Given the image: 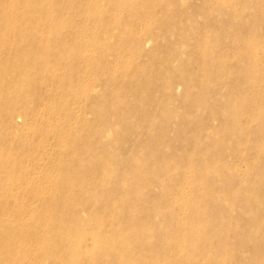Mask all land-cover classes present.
<instances>
[{
	"label": "rangeland",
	"instance_id": "rangeland-1",
	"mask_svg": "<svg viewBox=\"0 0 264 264\" xmlns=\"http://www.w3.org/2000/svg\"><path fill=\"white\" fill-rule=\"evenodd\" d=\"M11 1L13 13L0 10V25L17 21L0 35L3 264H264V228L252 226L264 193L249 186L264 178V0H39L32 13ZM123 100L138 113L123 114ZM94 124L133 128L118 184L114 165L93 172L115 143Z\"/></svg>",
	"mask_w": 264,
	"mask_h": 264
},
{
	"label": "bare ground",
	"instance_id": "bare-ground-1",
	"mask_svg": "<svg viewBox=\"0 0 264 264\" xmlns=\"http://www.w3.org/2000/svg\"><path fill=\"white\" fill-rule=\"evenodd\" d=\"M39 2V0H26V3H27V5H29L30 6V8L27 10V13L28 12H30V13H32L34 10H37L38 8H39V5L37 4ZM0 10L1 11H3L4 13H7L8 12V14H11V13H13L15 10H14V1H8V3H7V8H0ZM16 16V15H15ZM27 15H25V17H26ZM27 18V17H26ZM13 19V18H12ZM27 20H28V18H27ZM40 21V20H39ZM17 22V21H16ZM16 22H14L13 20H11L10 18L9 19H5V20H3L2 22H1V25H0V35H1V38H2V40H6L7 39V37H8V35L7 34H5L4 32H8V30H9V28H13V27H15V25H16ZM28 21H26V23H27ZM38 22V21H37ZM37 22H36V24H37ZM62 22V21H61ZM38 24H40V23H38ZM22 25V22L19 24V26H21ZM26 24H24L23 25V31L25 32V33H27V35H29L30 36V34L32 33V31H33V28H32V25L31 24H27L26 26H25ZM41 25H42V23H41ZM43 27V26H42ZM10 30H12V29H10ZM115 30V29H114ZM10 32V31H9ZM50 32L48 31V33H47V36H48V34H49ZM52 35V34H51ZM4 36H7V37H4ZM50 36V35H49ZM48 36V37H49ZM56 36V35H55ZM51 37H53V36H51ZM44 38V37H43ZM50 39V38H49ZM33 40V39H32ZM41 40V39H40ZM48 40V38L46 37V40L45 41H47ZM50 41V40H49ZM31 43V42H30ZM146 43V42H145ZM50 48V47H49ZM49 48H48V50L45 48V47H43V48H41L40 50H39V52H41V53H43V55L45 56L46 54H48V55H50V54H53L52 56L53 57H56L58 54L57 53H53V52H50L49 53ZM26 50H23V53L21 54V57L25 60L24 61V63L23 64H25V66H27V67H32V64H33V56L30 54V52L27 50V52H25ZM30 54V55H29ZM39 56L41 57V55H40V53H39ZM56 60H58V58L56 57L55 58ZM154 59H155V61L156 62H158V63H161V62H165V60L164 59H162V57L161 56H159V54H155V57H154ZM8 63H11V61H7ZM6 62V63H7ZM13 65V64H12ZM46 68H47V66H46ZM4 69H5V67H0V72H3L4 71ZM49 69V68H48ZM21 70H23V69H21ZM170 71H164L165 72V74L168 76V78H169V76H170V73H171V69H169ZM25 71V70H24ZM77 72V69H75V70H70L69 71V74H70V76H66V77H64V78H66V79H71V77H73L74 76V74ZM68 74V73H67ZM66 74V75H67ZM72 81V80H71ZM106 83V82H105ZM145 83H148L147 82V80L145 81ZM148 84H150L149 86H151L152 85V82L150 81V83H148ZM172 84H173V82L172 81H169V82H167V84H166V87H165V89H166V91L167 90H169V89H171L172 88ZM71 85H73V84H71ZM52 86V85H51ZM108 87V86H107ZM2 93V92H1ZM5 94H7V93H5ZM1 95V94H0ZM8 95H10V94H8ZM124 102H125V100H123ZM149 102V99H147V103ZM103 103V105L101 104V108H103L104 107V103L105 102H102ZM122 103V102H121ZM120 104V103H119ZM126 104H128L129 105V107H127L126 108ZM147 107H149V105H147ZM119 108H120V110H121V112L123 113V114H125V113H134V114H137L138 113V111H137V108L134 106V105H132V104H129V103H127V102H125V103H123V104H120V106H119ZM95 109L96 110H98L99 109V104H97L96 105V107H95ZM115 111H117V107L115 108ZM146 112V109H144L143 111H142V113H144V114H146V115H148L147 113H145ZM103 113H105L104 112V110L102 111V112H100L99 113V117H102V115H103ZM106 114H108V113H106ZM6 117V116H5ZM17 117H20V116H17ZM6 119H8V118H6ZM37 120V119H36ZM111 123V122H110ZM50 126V125H49ZM93 131H96V134L94 135V136H97V139H98V141L99 142H107L111 137H113L114 138V141L113 142H115L114 144H113V147H112V150L111 149H109L108 150V147L107 148H102V149H100V152L95 156V168H94V170H93V172L94 173H101L102 172V170L103 169H105L104 168V166L107 164V165H109V166H112V165H114V166H116V167H118V168H116L117 169V171H116V173H113V174H111L112 176H110V177H112V179H114V183H116V184H118L119 183V180H121V181H123V179H124V174H125V171L124 170H122L121 169V166L123 165V161H120V159H118L117 158V155L119 154V152L120 151H123L124 150V148H123V146H125L126 144H127V142L130 140L129 139V134L133 131V128H128L129 130H128V133L126 134V132L125 133H120V132H110V131H107V130H103V131H101L102 133H100V127L97 125V124H94L93 125ZM118 128V127H117ZM119 129V128H118ZM14 130V129H13ZM109 130V129H108ZM52 134V133H51ZM43 135H44V133H43ZM25 138V137H24ZM115 138H116V141H115ZM90 140V139H89ZM91 141V140H90ZM24 142V141H23ZM50 142H53V140H51ZM98 142V143H99ZM69 144V143H68ZM70 144H72V143H70ZM84 144V143H83ZM82 144V145H83ZM87 145H89V144H87ZM110 145V144H109ZM99 146V145H98ZM110 146H112V145H110ZM22 147V146H21ZM24 147V146H23ZM71 147H72V145H71ZM49 148V147H48ZM80 148H85V146L84 147H80ZM68 149V148H67ZM90 150V149H89ZM111 150V151H110ZM110 152H117V153H114L113 154V157H111V156H109V153ZM85 153V152H84ZM86 154H87V152H86ZM90 154V153H89ZM88 154V155H89ZM200 154V153H199ZM56 155V154H55ZM196 155V154H195ZM73 156H74V154H71V153H69V154H67V155H65V159H67L66 161H69V160H73V161H76V160H74L73 159ZM253 156H254V154H253ZM42 157V156H41ZM44 157V156H43ZM39 158V157H38ZM83 158H85V157H83ZM76 159V158H75ZM197 159V158H196ZM41 163V162H40ZM43 163V162H42ZM46 162H44V164H45ZM31 164V163H30ZM184 163L182 162L180 165H181V167H183L184 165H183ZM249 164H251L252 165V162L251 163H249ZM259 163H257L256 164V166L258 167V166H261V165H263L262 166V172H264V161H262V163H260L259 165H258ZM47 165V164H46ZM83 165H84V163H83ZM91 166V165H90ZM85 167V166H84ZM181 167H179V168H181ZM213 168V167H212ZM91 169V168H90ZM30 170V169H29ZM92 170H90V173L92 172ZM33 171V170H32ZM40 171V170H39ZM181 171H182V169H181ZM185 171V170H184ZM36 172V171H35ZM214 174H215V171L213 172ZM218 173V172H217ZM29 174V173H28ZM102 174H104V173H102ZM41 175V174H40ZM216 175H218V174H216ZM21 176V175H20ZM100 176H101V174H100ZM40 178V177H39ZM94 178V177H93ZM92 178V179H93ZM101 178H102V176H101ZM95 179V178H94ZM98 181V179H95L94 180V182L95 181ZM250 181H249V186H254V185H256L257 183H260L261 185L259 186V188H258V190L260 191V193H264V178H262V177H255V178H250L249 179ZM42 181V180H41ZM96 181V182H97ZM109 181V180H108ZM131 181V180H130ZM63 182V181H62ZM94 182L92 183V181H90L89 182V185H92V184H94ZM99 182V181H98ZM107 182V181H106ZM163 182V181H162ZM86 183H88V181L86 182ZM63 184H64V182H63ZM98 185V184H97ZM211 185V184H210ZM207 186H208V182H207ZM77 187V186H76ZM91 187H93V186H91ZM48 188V187H47ZM81 188V187H80ZM79 188V189H80ZM171 188H173L172 186H171ZM64 189L65 190H67L68 189V184H65L64 185V187H62V191H64ZM75 189V188H74ZM93 189H95L94 187H93ZM82 190V188L80 189V191ZM98 190V189H97ZM92 191V189L90 190V192ZM94 191V190H93ZM111 191V190H110ZM1 192V191H0ZM88 195L85 197L86 198V202H87V204L89 205V202L91 201V203H92V199L96 196V195H94V193H89V191H88V189H87V192H86ZM7 194V193H6ZM80 194V193H79ZM78 194V195H79ZM243 194H251V195H249V198H248V201L249 202H251L252 204H256V207H259L260 205L259 204H261L260 203V200H259V198L257 199V195L259 194L255 189H253V190H251L250 188H246L245 190H244V192H243ZM69 195V194H68ZM72 195V194H71ZM67 196V195H66ZM83 196V195H82ZM119 196V195H118ZM75 197H77V196H75ZM80 197H81V195H80ZM84 197V196H83ZM12 198V197H11ZM52 198V197H51ZM56 198V197H55ZM84 198V199H85ZM68 200V199H67ZM99 200V199H98ZM69 201V200H68ZM67 201V202H68ZM83 201V200H82ZM85 201V200H84ZM99 202H100V200H99ZM101 203H102V201H101ZM250 203V204H251ZM69 204V203H68ZM92 205V204H91ZM109 204L108 203H106V206H108ZM20 206V205H19ZM105 208H107V209H109L110 210V208H109V206L108 207H105ZM255 211H256V213L258 214V216L256 217V216H254L253 217V219H252V226H253V228H256V227H260L261 226V228H264V222H263V220H264V209H262V210H259V211H257L256 209H255ZM111 211H109V213H110ZM83 213V212H82ZM84 214V215H83ZM83 214H81L82 216H87V215H85V213H83ZM128 214V213H127ZM126 214V215H127ZM47 216V215H46ZM154 217V216H153ZM81 220V219H80ZM79 220V221H80ZM86 221V220H85ZM78 223V222H77ZM80 223H82V222H80ZM79 224V223H78ZM263 224V225H262ZM79 225H81V224H79ZM82 228L83 229H85L86 228V225L84 224V223H82ZM80 226V227H81ZM136 226V225H135ZM78 227V226H77ZM73 229H74V227H73ZM79 233V232H78ZM88 233V232H87ZM46 235H48V234H46ZM79 236H80V234H78ZM78 237V236H77ZM81 237H83V236H81ZM140 237V236H139ZM138 237V238H139ZM76 240V239H75ZM128 240V239H127ZM129 241H133V240H129ZM13 241H12V239H10V235L9 236H7V234L5 233V231H2V230H0V264H3V262L5 261V259L6 258H3V256H4V252H3V250L4 249H7V247L6 246H8V243H12ZM125 242H127V241H125ZM211 244H213V247H215V248H217V247H220V242L218 241V240H215V241H212L211 242ZM181 245V244H180ZM215 245V246H214ZM95 247V246H94ZM172 247H175V248H177L176 247V244L175 245H171V246H168V247H166V249H167V252H171V248ZM74 248H75V250H77V251H79L78 253H79V255L81 254V255H83V253H84V251H85V248H84V246H83V244L82 243H79V244H76V246H74ZM114 248V247H113ZM99 249H101V248H99ZM97 250V249H96ZM102 250V249H101ZM237 251V250H236ZM263 253H264V246H260V248H258V251L256 252V254L255 255H257L256 257H258V256H261V255H263ZM170 254V253H169ZM127 255V254H126ZM171 255V254H170ZM254 256V255H253ZM65 258H63V257H61V256H59L58 258H56L55 260H54V263H58V264H62V261L64 260ZM45 262V261H44Z\"/></svg>",
	"mask_w": 264,
	"mask_h": 264
}]
</instances>
